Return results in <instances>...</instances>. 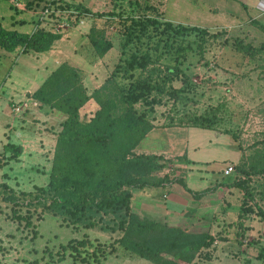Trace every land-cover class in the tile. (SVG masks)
<instances>
[{
  "label": "rangeland",
  "instance_id": "obj_1",
  "mask_svg": "<svg viewBox=\"0 0 264 264\" xmlns=\"http://www.w3.org/2000/svg\"><path fill=\"white\" fill-rule=\"evenodd\" d=\"M49 1L45 0V3L40 2L36 6L30 4L28 7L26 0H19V6L0 0V22L9 27L8 17L19 14V24L14 26L17 31L29 32L38 25L53 31L59 30L61 37L50 47L53 52L62 54L58 61H69L87 71L91 70L86 79L87 87L100 86L102 96L116 101V113L125 108L119 96L131 81L129 73L122 69L115 70L116 65L122 64L129 52L149 48L146 44L154 43L157 38L162 39L161 46L164 36L158 30L156 33L149 28L148 38L133 39L122 52L124 38L121 20L124 16L149 15L160 21L167 19L173 23L207 28L210 32H223L215 39H208L204 51L200 53L192 45V50L185 52L183 59L178 57L174 60L171 54L173 50L170 52L162 46L157 51L149 48L152 62L143 70L132 71L133 79L155 81L160 91L156 89L149 95L154 96L156 103L148 105L145 101H138L134 108L143 111L151 124L158 126L187 125L189 116H203L210 121L211 128L227 133L238 145L241 152L237 161L239 164L248 165L254 160L263 162L264 50L244 52L234 48L233 41L253 47L262 42L264 34L259 25L264 28V15L256 18V22L251 21L248 16L252 15L251 11H245L238 0H54L55 3L48 4ZM63 3L70 7L62 8ZM81 8L101 15L84 13ZM90 28L102 31L103 36L111 42L110 49L101 57L93 53L88 42ZM195 34L186 33L184 42H196L198 35ZM180 40V37L174 38L175 43H180ZM20 58L26 59L27 55H20ZM170 66L176 67V75L167 73L166 68ZM5 71L0 63V182L7 183L16 191L32 190L34 185H45L47 180L53 143V135L47 129H57L61 116L46 117L34 109H26V106L19 113L11 112V103L23 107L24 99L17 100L20 89L15 86L13 98L7 100L8 91L1 82ZM24 75L21 73V79ZM95 108L96 104L92 100L86 102L79 110L81 119H87ZM24 116L28 121L23 130L6 129L5 122H14L16 125L17 117ZM24 131L32 136L41 133V137L45 138L30 145L31 151L27 155L24 152L17 160L7 159L9 154L2 152V144L6 141L21 142ZM223 140L224 137L220 138L217 151L221 159L215 162L217 166H224L231 154L225 151ZM163 174L171 178L179 176L170 163L152 171L150 176L156 178ZM231 177L232 174L226 179ZM189 180L188 183H191ZM172 186L173 190L181 189L177 183ZM247 187L252 190L253 201L264 209V173H250ZM135 190L134 194L138 192ZM212 195L218 197V192ZM247 200L237 188L221 197L215 213L220 216L215 218L210 227V233L216 238L215 246L202 250L199 255L207 252L212 258L195 260V264H261L256 255L264 242V222L252 213L236 218L239 206ZM247 203L251 204L249 200ZM19 210L20 213H26L25 207ZM29 212L32 227L23 226V221L10 219V204L3 201L0 195V264H44L48 259L43 256V250L55 251L58 244L68 238H78L85 233L89 238L107 242L119 234L97 228L74 229L65 225L60 216L41 211L40 208L33 211L30 208ZM204 213L212 215L211 209ZM235 222L237 225H234ZM54 264L71 262L65 257ZM100 264L151 263L117 253L108 256Z\"/></svg>",
  "mask_w": 264,
  "mask_h": 264
},
{
  "label": "trees",
  "instance_id": "obj_2",
  "mask_svg": "<svg viewBox=\"0 0 264 264\" xmlns=\"http://www.w3.org/2000/svg\"><path fill=\"white\" fill-rule=\"evenodd\" d=\"M40 2L45 3V0H26L28 7ZM53 3L54 0L48 2ZM62 5V8L70 7L66 3ZM81 9L84 13L101 15ZM121 21L124 38L122 52L133 39L148 38L150 28L164 35L161 46L170 52L173 50L171 54L174 60L178 57L183 59L184 53L192 50V45L198 48V53L204 51L208 39H215L223 33L210 32L207 28L195 25L173 23L167 19L160 21L149 15H126ZM251 21L256 22L253 19ZM259 27L264 34V28L261 25ZM186 33H196L198 40L194 43L184 42ZM60 37V32L39 25L29 32H21L0 24V49L6 52H44ZM175 37L181 38L180 43L174 42ZM161 40L157 38L154 43L146 44V47L157 51ZM88 42L97 57L103 56L111 47L110 40L103 36L102 31L94 28L89 30ZM233 47L244 52L251 49L262 51L264 40L255 47L234 40ZM149 48L129 52L122 64L116 65L115 70L122 69L129 73L131 79L120 92L119 99L125 104L120 112L116 113L117 104L113 98L100 94V86L88 92L79 70L65 61L57 64L38 87L26 96L36 103L37 110L48 115L58 113L62 118L58 121L57 129H47L54 134V145L45 185L16 191L7 183L0 182L1 199L10 204V219L23 221V226L32 227L29 209L33 211L40 208L41 211L60 216L65 225L74 229L97 228L103 232L119 233L107 242L89 238L85 233L78 238H68L59 243L55 251L43 250V256L48 259L44 264L58 263L65 257L69 258L71 264H100L108 256L117 253L128 258L144 259L151 264H195V260L210 259L207 252L199 255L202 250L214 247L216 238L210 233L215 220L213 215H190L177 225H168L139 216L130 208L135 189L177 183L189 193L192 200H198L209 191H191L181 177L171 178L167 174L151 177L150 173L162 168L166 161L157 155L134 151L139 140L153 126L143 111L134 108V104L138 101H145L148 105L156 103L154 96L149 95L151 91L159 90L155 81L133 79L132 71L143 70L152 62ZM166 71L173 75L178 72L174 66L167 67ZM89 100L96 104V108L87 119H81L79 110ZM186 122L187 126L211 128L210 121L200 115L189 116ZM235 146L239 149L236 143ZM1 147L3 153L9 154V160H17L22 151L21 145L9 141ZM234 170L238 177L231 181L230 186L240 190L243 198L251 202L248 204L247 200L241 203L236 218L252 213L264 222V209L253 201L252 190L247 187L250 173H264V160L261 163L254 160L248 165L237 163ZM21 207H25L26 213H20ZM234 225H237L236 222ZM256 258L264 264V242L258 248Z\"/></svg>",
  "mask_w": 264,
  "mask_h": 264
},
{
  "label": "crops",
  "instance_id": "obj_3",
  "mask_svg": "<svg viewBox=\"0 0 264 264\" xmlns=\"http://www.w3.org/2000/svg\"><path fill=\"white\" fill-rule=\"evenodd\" d=\"M238 1L245 11H251L252 15H248L251 19L256 20L259 16L264 15V0ZM8 18L9 27H5L6 25L2 22H0V24L7 29L16 30L14 26L19 24L20 15L12 14V16ZM231 24L234 25V23ZM59 53V51L53 52L51 48L40 53L27 52L24 54L18 53L17 51L6 52L1 49L0 63H2L3 68L6 70L1 82L2 87L8 91L7 100L13 98L15 94L12 93L15 91L14 87L19 86L20 95L17 100L24 99L25 101L23 100V104L26 105V109H34L41 115L50 118L55 115L61 116L58 113L51 115L44 114L42 111L36 109V103L34 101L26 97L38 87L42 80L57 64L64 61H58L61 59L60 56L62 55ZM25 54L27 58L21 59L20 55ZM65 62L79 70L82 83L88 92L98 87V85L91 88L87 87L86 79L89 78L88 76L91 70L87 71L83 67L70 63L69 61ZM21 73L25 74L22 79ZM26 116L23 118L17 117L16 125L13 124L14 122H5L4 125L6 129L23 130L28 121ZM23 134L24 139L21 140V142H14L21 145V154L25 152L26 155L31 151L29 148L30 145L33 146L35 142L45 138V136L41 137V133L32 136V134L29 135L27 131H24ZM52 135L53 149L54 134ZM222 137H224L225 140H223L225 151L231 153L229 155L230 158L227 159L228 161L224 163H231L235 166L238 163L237 161L241 156V152L240 149L236 148L235 142L227 133L221 132L215 128H200L187 125H153L139 140L134 151L136 153L157 155L165 160L166 163H170L175 173L179 175L178 177L182 178L185 186L191 191L198 192L204 189H209V191L205 194L206 198H204L203 195L198 200H192L189 193L182 187L180 190H173L171 188L173 183L146 189H136L135 191L138 190V192L136 194L133 193L130 201L131 211L139 216L165 222L168 225H177L188 216L204 213L207 209H211L212 215L215 218L220 216V214H215L216 208L220 204L219 201L221 197L232 191L233 187L230 186V183L234 179V176L230 179H226L227 176L225 177L221 173V169L224 166H217L215 163L221 159L218 158L220 154L217 150L221 143L220 138ZM228 153H226V155ZM188 178L191 183H188ZM217 192L218 197H215V199L212 194ZM215 243L216 241H214V246ZM211 258L212 256L210 259Z\"/></svg>",
  "mask_w": 264,
  "mask_h": 264
},
{
  "label": "built area",
  "instance_id": "obj_4",
  "mask_svg": "<svg viewBox=\"0 0 264 264\" xmlns=\"http://www.w3.org/2000/svg\"><path fill=\"white\" fill-rule=\"evenodd\" d=\"M7 1L13 4L14 6H19L20 4L19 0H7ZM44 11L46 12V9H44ZM56 31L59 32V30H56ZM25 106H26L25 104H23V107H22V106L17 105L16 103H11L10 111L13 113H19L22 110V108H24ZM221 173L223 176H228L232 174V176H234L235 179L238 177V175L235 173L234 165L231 163L224 164V167L221 169Z\"/></svg>",
  "mask_w": 264,
  "mask_h": 264
}]
</instances>
